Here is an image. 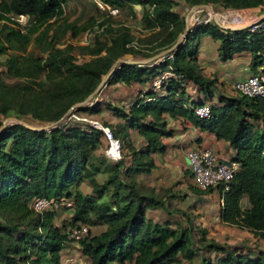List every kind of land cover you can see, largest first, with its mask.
Listing matches in <instances>:
<instances>
[{"label": "trees", "instance_id": "trees-1", "mask_svg": "<svg viewBox=\"0 0 264 264\" xmlns=\"http://www.w3.org/2000/svg\"><path fill=\"white\" fill-rule=\"evenodd\" d=\"M71 1L0 3V57L7 56L0 61V264H62L63 251L75 241L74 230L82 226L89 232L79 241L81 254L91 264H264V253L229 250L208 239L206 229L196 239L190 219L177 228L153 223L148 211L164 204L155 190L138 182L155 168L152 154L165 152L162 139L173 135L165 117L184 118L229 143L236 153L233 162L240 170L223 196L222 222L264 240V98L217 94V79L204 76L198 60L203 40L210 37L219 42L221 62L250 55V70L258 74L264 71V29L228 32L215 24L199 25L159 65H123L117 70L107 86L149 85L144 98L128 107L101 99L78 112H109L123 121L102 125L121 142L123 159L114 162L106 155L104 132L70 116L49 131L13 124L1 129L10 118L58 123L100 87L117 61L128 55L147 60L172 49L186 33V16L176 11L175 0H96L109 10L101 11L92 2L73 20L66 11ZM182 1L190 8L264 7V0ZM112 11L124 21L114 22ZM20 16L27 17L25 25L15 21ZM130 20L139 22L138 32L127 24ZM90 33L95 35L92 44L71 43ZM76 53L87 59L80 62ZM190 84L202 96L192 105L187 98ZM206 104L210 120L195 113ZM129 130L139 131L143 147L132 146ZM39 198L55 200L59 207L37 214L31 205ZM244 199L250 208H242ZM62 201L72 207L61 206ZM62 208L73 215L58 226ZM95 228L105 231L96 236ZM211 254L219 256L212 260Z\"/></svg>", "mask_w": 264, "mask_h": 264}, {"label": "crops", "instance_id": "crops-1", "mask_svg": "<svg viewBox=\"0 0 264 264\" xmlns=\"http://www.w3.org/2000/svg\"><path fill=\"white\" fill-rule=\"evenodd\" d=\"M253 10L256 9H250V11ZM218 48L219 42L206 37L202 42L198 60L204 76L217 79V94L232 97L235 96L233 85L253 75L250 70L252 58L250 55H241L223 63L220 60ZM160 63L161 61L157 65ZM111 87L120 88L118 100L101 99L115 105L128 107L144 98L143 94L148 91L150 86L135 84L131 87L122 85ZM187 98L190 105L200 102L202 96L198 87L190 84L187 87ZM218 98L216 95L214 102H218ZM103 115L105 118L107 117L108 125H123L122 120L113 117L109 112ZM165 122L167 131L172 132L173 135L162 139L166 146L165 152L152 154L155 168L150 174L142 176L138 180L144 189L155 190L156 196L164 204L162 208L149 210L148 218L155 224L171 223L174 228H177L178 224L187 226L188 219L203 228L209 223L216 226L225 225L221 218L223 195L220 189L202 191L195 185L189 170L187 153L196 148H206L217 153L226 162H233L235 151L229 143L217 140L215 135L201 130L184 118L173 119L166 116ZM129 133L134 148L139 149L145 145V140L138 130H129ZM87 189L89 190V188ZM247 203L245 207H247ZM104 231L105 228H103ZM81 258L83 256L80 245L74 241L63 251L62 264H80Z\"/></svg>", "mask_w": 264, "mask_h": 264}, {"label": "built area", "instance_id": "built-area-1", "mask_svg": "<svg viewBox=\"0 0 264 264\" xmlns=\"http://www.w3.org/2000/svg\"><path fill=\"white\" fill-rule=\"evenodd\" d=\"M1 2L2 0H0V3ZM98 5L102 6L100 3H98ZM245 11L246 10H228L227 14H220L215 10V7L213 10L208 7L202 9L195 7L191 12L190 31L203 24H215L228 32L250 31L251 33H258L264 29V18L256 20L255 17L251 15H245ZM112 12L117 13V11ZM15 21L25 25L27 23V17L20 16L16 18ZM167 77L168 74H165L164 78ZM233 89L235 92L248 98H264V71L250 75L248 78L236 82L233 85ZM195 113L201 119L210 120L212 118V111L209 104L195 109ZM92 125L103 131L109 142V146L106 150L107 157L114 162L122 160L123 153L121 142L114 137L111 129L98 123H92ZM187 158L195 185L202 191L221 188L223 196L230 191L231 183L240 170V165L238 163L226 162L217 153L206 148L190 150L187 153ZM222 203L224 205V199H222ZM60 205L68 208L72 207V203L67 201H62ZM31 207L35 213L42 214L59 207V204L55 200L39 198L32 202ZM88 232L89 228L82 226L74 230L72 237L75 242L79 243ZM79 263L91 264L90 261L84 257L79 260Z\"/></svg>", "mask_w": 264, "mask_h": 264}, {"label": "rangeland", "instance_id": "rangeland-1", "mask_svg": "<svg viewBox=\"0 0 264 264\" xmlns=\"http://www.w3.org/2000/svg\"><path fill=\"white\" fill-rule=\"evenodd\" d=\"M175 1L177 3L176 11L178 13L186 16V18L189 16V14H192L191 12L193 11V9L195 7L190 8L182 0H175ZM92 2H96L97 6L99 7V9L101 11H105L106 9L109 10V8H106L103 5L102 6L98 5V2L96 0H72L70 2L69 6L66 8L68 16H70L73 20L79 18L81 16L83 10H85L86 4H91ZM215 10L220 14H227L228 13V10H224L220 7L215 8ZM245 15H251V16L255 17L256 20L257 19H263L264 16L262 18H260V17L262 15H264V8L263 7L258 8V9L253 10V11L246 10ZM111 16H112L114 22L124 21V19H125V17L120 16L118 13L111 12ZM126 22L128 25L133 26V30L135 32L139 31L140 25H139L138 21L135 22L133 20H130V21H126ZM94 39H95V35L90 33V34L83 35L81 38H79L77 40L71 41V43L75 47L87 46V45L92 44L94 42ZM30 51H33V49H31ZM76 56L79 57L78 60L80 62H83L84 60L87 59V58H83L82 56H79V54H77V53H76ZM6 59H7V56L0 57L1 62H4ZM128 60L139 61V60H135L133 57L128 58ZM3 70L4 69L0 66V71H3ZM114 88L115 87L106 86V88L103 90L101 96L99 97V100H101V98L109 99L112 101H115V99L118 100V98L120 96V91H118V90L120 88L119 89L118 88L114 89ZM236 93L237 92H234L235 96H237L239 94V93H237V94ZM106 118L104 117V115L89 116L87 114H78V113L73 114L71 117V119H73V120L83 121V122L91 123V124L92 123H98L100 125L105 124V122L107 120ZM10 119H13V118H10ZM69 119H68V121H70ZM22 122H25L32 127H36V123H37V122H32V121H22ZM9 125H12V124H9ZM108 145L109 144L107 142L106 146H108ZM86 187H87V184L84 185L83 188L86 189ZM72 215H73V210H69L66 208L60 209L58 217L56 219V224L58 226H62L65 222H68L72 218ZM192 222H193V220H192ZM193 225H194V229L196 230L195 234H194L196 239H198L200 236V230L206 229L208 231V239L214 240L215 242H218L219 244H222V245L228 247L229 250L230 249H238L240 251H243L245 254L264 253V240L261 238L255 237L253 234H251L248 231H244V230H241V229L236 228V227L228 226L226 224L221 225V226H216L212 223H209L204 228L202 226H197L194 222H193ZM102 233H103V228H97V229L93 230V234L96 236L101 235ZM209 256L212 260H216L215 259L216 256H219V255L211 254Z\"/></svg>", "mask_w": 264, "mask_h": 264}, {"label": "water", "instance_id": "water-1", "mask_svg": "<svg viewBox=\"0 0 264 264\" xmlns=\"http://www.w3.org/2000/svg\"><path fill=\"white\" fill-rule=\"evenodd\" d=\"M204 7H208L211 10L214 9L213 6H197L196 8L198 9H202ZM139 9V8H138ZM190 20H191V14H189V16L186 18L187 21V30L186 33L179 39L178 43L170 50L162 52L150 59L147 60H142V61H131L128 60V58H131V55H128L126 57V59H121L119 61L116 62V64L113 66V68L111 69V71L109 72V74L105 77L104 81L102 82V84L100 85V87L83 103L78 104L76 106H74L72 108V110L68 113V115L62 119L61 121H59L58 123H54V124H43V123H36V127H32L29 124L22 122L18 119H8L7 121L4 122V126L1 129L4 130L9 124H13V125H22L25 128H28L30 130L33 131H49L52 130L54 128H57L61 123H63V121L67 118V117H72L73 114L78 113L79 111H81L84 108H88V107H92L94 106L98 101H99V96L101 95V92L103 91V89L107 86L109 79L116 73L117 70L121 69L123 65H138V66H155L157 65V63H159L160 61L162 62L164 59L170 57V54L177 51L180 46L185 42V40L188 38L190 31ZM248 202L247 199L242 200L241 206L242 208H246L245 204ZM247 208H250V204L249 202L247 203Z\"/></svg>", "mask_w": 264, "mask_h": 264}]
</instances>
